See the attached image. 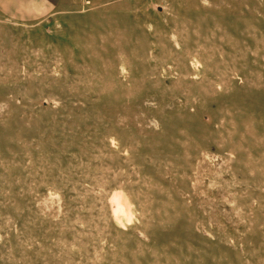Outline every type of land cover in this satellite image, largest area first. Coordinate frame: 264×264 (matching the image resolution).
I'll list each match as a JSON object with an SVG mask.
<instances>
[{"label":"rangeland","instance_id":"rangeland-1","mask_svg":"<svg viewBox=\"0 0 264 264\" xmlns=\"http://www.w3.org/2000/svg\"><path fill=\"white\" fill-rule=\"evenodd\" d=\"M0 264H264V0L0 14Z\"/></svg>","mask_w":264,"mask_h":264},{"label":"crops","instance_id":"crops-1","mask_svg":"<svg viewBox=\"0 0 264 264\" xmlns=\"http://www.w3.org/2000/svg\"><path fill=\"white\" fill-rule=\"evenodd\" d=\"M62 0H0V14L13 21L31 23L51 14Z\"/></svg>","mask_w":264,"mask_h":264}]
</instances>
